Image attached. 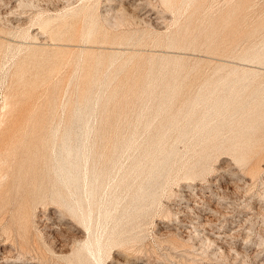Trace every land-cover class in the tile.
I'll return each instance as SVG.
<instances>
[{
	"label": "rangeland",
	"instance_id": "obj_1",
	"mask_svg": "<svg viewBox=\"0 0 264 264\" xmlns=\"http://www.w3.org/2000/svg\"><path fill=\"white\" fill-rule=\"evenodd\" d=\"M176 2L0 0V264H264V0Z\"/></svg>",
	"mask_w": 264,
	"mask_h": 264
},
{
	"label": "bare ground",
	"instance_id": "obj_2",
	"mask_svg": "<svg viewBox=\"0 0 264 264\" xmlns=\"http://www.w3.org/2000/svg\"><path fill=\"white\" fill-rule=\"evenodd\" d=\"M177 0H175V2H176ZM215 1V0H214ZM22 3H23V0H20V3H19V7L22 5ZM177 3V2H176ZM192 4H195V14H198L199 12H201L202 10H204L205 9V5H206V0H179V2H178V4L177 5H179V7H180V9H182V8H184L185 6V8H188V7H190ZM212 6V5H211ZM210 6V7H211ZM14 8H17V7H14ZM18 10V9H17ZM42 24H45V22L43 21L42 22ZM42 27V26H41ZM123 28V27H122ZM7 96H5V98H6ZM6 101H7V98L5 99ZM9 104V103H8ZM8 104H7V102L4 104L5 106L4 107H6V106H8ZM11 107V106H10ZM6 108H8V107H6ZM4 110H5V108H4ZM4 114V113H3ZM3 124V123H2ZM70 175V177L72 178V177H74V174H69ZM74 183H77V181L75 180V182ZM84 183H87V180L84 182ZM78 184V183H77ZM85 189V188H84Z\"/></svg>",
	"mask_w": 264,
	"mask_h": 264
}]
</instances>
